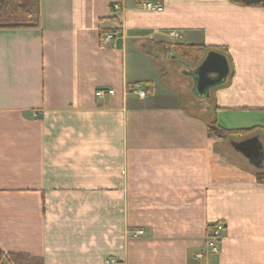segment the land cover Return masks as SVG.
<instances>
[{"label": "crops", "instance_id": "0c3cea01", "mask_svg": "<svg viewBox=\"0 0 264 264\" xmlns=\"http://www.w3.org/2000/svg\"><path fill=\"white\" fill-rule=\"evenodd\" d=\"M38 3L37 27L0 28V252L35 264H264V8ZM107 33L117 38L101 46ZM174 46L203 54L187 62ZM209 52L228 73L199 97L191 73ZM100 90L114 94L97 100ZM214 125L252 133L211 138ZM254 137L261 167L231 146ZM218 223L220 253L208 256Z\"/></svg>", "mask_w": 264, "mask_h": 264}, {"label": "trees", "instance_id": "16d2710c", "mask_svg": "<svg viewBox=\"0 0 264 264\" xmlns=\"http://www.w3.org/2000/svg\"><path fill=\"white\" fill-rule=\"evenodd\" d=\"M230 4L242 7H262L264 0H227ZM39 20L38 0H0V28H30L37 27ZM174 50L187 62H196L202 57L203 50L194 47L174 46ZM252 133V130L226 131L214 125L208 128L211 138L242 137ZM257 180H264V174L257 175ZM8 261L11 264H35L34 260L0 252V262Z\"/></svg>", "mask_w": 264, "mask_h": 264}, {"label": "water", "instance_id": "95a60500", "mask_svg": "<svg viewBox=\"0 0 264 264\" xmlns=\"http://www.w3.org/2000/svg\"><path fill=\"white\" fill-rule=\"evenodd\" d=\"M172 59H175V57L172 56ZM227 73L224 59L213 52L207 53L191 73L195 80L196 95L199 97L204 96L209 88L221 84ZM231 146L234 151L242 154L250 164L261 167L263 154L257 137L249 138L241 143H231Z\"/></svg>", "mask_w": 264, "mask_h": 264}, {"label": "built area", "instance_id": "2783aa9c", "mask_svg": "<svg viewBox=\"0 0 264 264\" xmlns=\"http://www.w3.org/2000/svg\"><path fill=\"white\" fill-rule=\"evenodd\" d=\"M142 9L149 12H161L162 7L158 5L157 3L153 2H144L142 4ZM119 11V6L113 5L112 6V13L115 14ZM169 36L173 38L179 39V35L175 32H169ZM117 37L115 34L107 33L102 35L100 39L101 46H105L107 44H111ZM130 92L135 94L137 98L144 99L145 98V89L141 84H135L129 88ZM114 94L113 90H100L95 92V98L97 100H100L104 97H112ZM207 235L205 238V249L204 253L208 256H218L220 253V247H221V239H222V232H223V225L221 224H215L209 228H207ZM143 236L142 231H137L133 234V237L139 238ZM203 257L202 253H198L194 255V259L198 260Z\"/></svg>", "mask_w": 264, "mask_h": 264}, {"label": "rangeland", "instance_id": "374dc122", "mask_svg": "<svg viewBox=\"0 0 264 264\" xmlns=\"http://www.w3.org/2000/svg\"><path fill=\"white\" fill-rule=\"evenodd\" d=\"M154 3V2H153ZM140 7H141V9H142V4L140 5ZM142 10H144V9H142ZM120 38H121V35H120ZM110 261H107V263H109Z\"/></svg>", "mask_w": 264, "mask_h": 264}]
</instances>
